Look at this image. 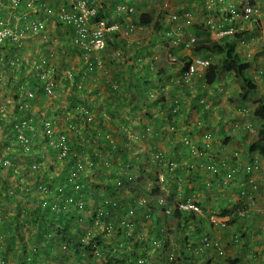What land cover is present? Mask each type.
Listing matches in <instances>:
<instances>
[{"label": "rangeland", "instance_id": "374dc122", "mask_svg": "<svg viewBox=\"0 0 264 264\" xmlns=\"http://www.w3.org/2000/svg\"><path fill=\"white\" fill-rule=\"evenodd\" d=\"M100 1L105 0H99V2ZM228 1L229 0H140V3H136V0H132L131 2L134 3L136 8H140L147 4L149 10L151 8L153 9V22L143 26L141 32L131 37H126L129 44L125 47L121 45H118V47L108 46L106 50L99 52L98 55L95 53L93 59L97 61V63L93 67H90L88 62L81 63L86 70L84 69L85 71H83V75H81L82 81L76 84L77 90L75 94L78 96L77 100L82 102L83 99H86V102L91 105L92 108L88 109L87 106H83L84 103L80 102L77 104L79 108L75 109L74 112L68 109V97L72 95L74 74L78 73L81 69L79 53L78 51L67 50V45L70 44L67 43V29L63 30L61 27L59 28V26L56 27L55 25V28H58V32H56L55 28L50 26L49 35L51 36L57 33V36H60L61 41L64 42L63 45H59L61 50L57 48L58 54H64V52H66V55L64 54V56L49 59L44 72H48L52 77L57 73L54 80L59 90H52L53 94L51 96L43 94L36 98L34 94V100L27 102L21 100L18 102L19 105L21 102L28 105L29 117H32V126L29 125L30 120H28V124L23 125L19 133L23 135L26 130L42 133L44 131L42 125L49 123V144L55 149L59 148L57 157H61L67 151L66 145H69V143L65 144L64 140L66 138L69 139L66 143L69 141H71L70 144L74 142L70 138V135L74 137L79 135L82 140L85 139L84 135L86 133L84 132V127L86 125H90V127L96 129L98 132L100 131L108 135L110 141H113L109 132L105 129L101 130V125L98 124L100 116L111 118L120 125V127L124 128L126 122H131L133 125H140V122L137 120L140 118L142 123L146 126L145 132L141 130H129L128 136L135 142L132 146V152L138 155V161L141 167L143 169L151 168L156 177V182L152 180L153 178L151 179L145 174L139 181L138 178L141 174V168L139 165H134L132 171L128 170L126 175L130 177L128 179V187L131 185L135 191L131 193L128 187H123V193H125L126 196L133 194V197L137 196V202L145 200L151 205L158 203L159 200L163 201L162 206L168 208L170 211L174 209L176 204L182 203L180 202L181 199H186L184 203L187 204L201 203V206L198 207L196 212L206 217L202 227L205 228V232L210 238L219 239L223 247V254L218 256L216 252L212 253L210 260H206L203 253L200 252L203 250L200 241L202 236L191 234V223L187 224V226L190 224L191 228H179L172 216H165V208H162V210L160 208L153 210V213L157 212L161 215L160 225H163L162 231L168 243L166 254H174V251L178 254L180 251H184L188 256H191L190 261L192 264H228L227 259L233 257H241V264H264V158H260L259 164L257 167H254V169H247V176L245 172V167L249 164L251 158L258 157L257 153L248 152L247 144L255 137L260 127V121L255 119L251 114L254 105L243 104L239 107V100H236V103L233 104L228 101V96H231L232 92L236 93L238 91L239 82L232 74L223 73L220 75V80L214 87L208 88V92L215 91L218 96V102H216V104H207L204 102L205 98H203V107L198 106L192 108L189 116L183 114L182 117H179L180 120L177 123L179 129L173 126L177 129L175 130L173 138H171L170 133L167 132L164 136H161L158 141L151 144L149 138L153 134V130L151 129V125H149L150 118L147 116L145 109L155 103L156 94L154 91L152 92V89L157 87L156 85L159 81L157 78H153L152 83L155 85H149L138 80L139 72H136L137 68L135 66L130 67V64L132 61H138L139 59H142L141 63H144L143 61H145V59L155 57L154 62L158 63V65H152V67H156L155 70L150 69V75H154L160 68H174L170 64L171 60L169 55L177 56L176 59L178 61L176 63L186 56L192 58L207 57L204 54L194 53L192 51L194 47H186L181 42L189 35L196 39H204V34L199 35L198 38L194 35L196 31L194 25L196 23L208 24L210 31L209 38L211 40H221L223 37L222 32L224 31L222 28V19L226 11L225 5H227ZM238 1L240 0H237V2ZM255 1L260 2V10H262L264 8V2L262 4L263 0ZM53 2V0H45L43 8L44 6H51ZM165 2L168 4V13L165 10H161ZM24 5H26V3ZM1 12L3 13L4 9H1ZM171 14H175L176 18L172 19V21H167V18ZM160 15H162L161 18H163L164 25L155 27L154 21ZM259 15L258 18L248 23L237 19L230 29L232 31H247L244 38L236 42V45H238L237 49L241 56L244 58L247 57L245 58L246 60L252 61V65L245 72V76L252 78L255 76L259 80L261 79V81L256 80L257 89L259 94L261 92L264 94V10H262ZM254 20L256 21L251 23ZM158 28L160 31L159 33ZM108 38L112 40L111 35H109ZM176 38L180 40H176ZM132 43H139V45H131ZM57 49L54 47L52 48L53 51H57ZM248 53L249 56H247ZM136 54L140 55L139 58L136 57ZM205 59L214 61L217 59V56L214 55L211 56V58ZM142 66H144V64ZM258 71H262L260 74L261 76H259ZM140 73L143 74L144 71ZM26 77L27 76L23 74L18 76L2 74L0 76V157L8 156L10 163H12L15 169H25L24 167H26L28 161H30L33 168L41 167V171H38L36 174L30 173L27 177L23 172H20L18 176L12 177L7 169L4 168L0 170V191L2 190V192H0L2 200L0 201L1 204H3V211L0 213V251L2 253L5 252V248L10 242L9 237H7V235H10V232L8 228L2 229V224L11 218H16L17 207L29 209L39 204L43 208L48 203L58 199L56 195L45 198V188H43V190L33 187L44 175L53 176L54 178L60 177L58 174L62 169V164H58L54 156L48 155L45 152L46 156H44L40 166L41 162H34L33 158L31 157L29 159L26 154V151H33L36 149L34 148L36 145L34 142L22 145V141L18 140V137H12V135L5 132V130H8V128L11 129L12 127L16 130V127L22 123L20 117H23V114L20 112H24L26 108H20V106H18V103H16L17 96L14 95L17 87L16 81L25 79ZM178 78L179 76L176 75L174 71L163 77L162 84L165 88L164 94H167L170 90L176 92L174 94L178 97L179 103L184 104L185 101L194 99L197 87L199 84H202V82L198 81V79L196 81V78H194L191 84L184 85L179 82L177 83ZM34 79H36L34 76L31 77V79L29 78V80L33 81ZM67 79L68 84L66 85L65 82ZM39 82L40 80L36 82L38 83V88H40ZM106 83L111 86V90L107 89L105 86ZM184 86L193 90V93L184 97ZM148 93H152L153 95L148 97ZM200 96L201 92L199 94V99ZM115 99H119L120 104ZM127 101L138 104L141 110L135 109L131 111L129 109L130 106H125ZM193 105L194 104H192V106ZM108 108H112V116L107 114ZM238 108L244 109L240 113V120L236 122L241 128L239 129L238 126L236 132L239 133H235L236 137L231 136L232 139L230 142L226 143V140H224L225 136L230 134L231 125L233 124V122L229 123L226 118L229 117L231 119L232 115L230 113L236 111ZM77 113H79L78 116ZM203 115L205 116L202 117ZM50 119L54 120L55 123L50 122ZM91 124L93 126H91ZM248 124L252 129L255 128L254 133H250L249 130L246 129V127H249ZM159 128L162 131L165 129V126L163 128V126L160 125ZM189 128L199 129L197 135H201V138L205 132L206 134H211V137L206 140L208 145L205 147L213 153H218L216 161H225L228 157L233 156V165L227 167L228 165L221 164L217 167L221 176L226 177V174H229L231 170H235L237 166H241V173L237 172L232 176L233 178L226 177L224 187L218 186L216 192L209 190L204 191L203 187L199 188L193 180H186V177H188L187 167L191 165L192 168H195L193 167V164H195L194 160L190 159L188 156H184V153L187 154L189 147L194 143L188 135ZM241 132H243V135ZM41 136H39V140L42 139ZM53 136L59 137L61 142L59 143L55 138L52 139ZM37 144L39 148L42 149L47 146L44 141H39ZM205 144L206 143H204V145ZM153 146L156 148L155 153L151 150ZM199 146L201 147V144ZM23 150H25V152ZM171 153H173V157L170 156ZM197 153H199L198 150ZM237 153H240L239 157L236 155ZM166 155H168V157L165 159ZM210 157H212V155ZM87 158L88 157L84 155V159L87 160ZM168 164L169 168L166 166ZM218 164L219 163H217V165ZM49 166H53V168L50 169ZM202 167L204 169L207 165L205 164ZM177 170L183 172L182 174L184 176L182 175V177L184 181L179 179V173L175 172ZM95 177L96 174L93 175L92 179H95ZM3 178H6L7 182H2ZM250 182L253 183V186L256 185V188L251 186L249 189L248 185ZM186 183L188 184L186 185ZM39 185L41 186V184ZM56 186L55 183L51 189L49 188V191H52V193L56 191V189H58ZM242 186L247 187H244L247 192L241 195V197H238L236 201L241 203L238 206V210L246 211V213L243 215L238 214L234 221V215L229 216V222L227 221L228 224L222 225L225 219L219 216L221 213L219 208L221 197L224 193L230 192L232 188L237 192L240 191ZM119 188L121 187L117 184L115 189ZM155 188L159 191L156 195L152 193V190ZM33 189L38 190L36 197L33 195ZM16 190L17 192H15ZM185 190L187 191L185 192ZM205 192L208 195L207 198L204 196ZM230 196L234 198L236 194L232 192ZM114 197L122 199L118 191L114 193ZM64 203L68 206L69 201L65 200ZM126 204V202L124 204V201H122V205L126 206ZM145 206L144 203L141 204L142 208H145ZM226 207L228 209L233 208L232 205ZM143 212V210H140L134 213L133 209L128 207L127 219H123L122 221L125 223V227L135 230V237L137 239H142L144 241L143 246L147 247V251L151 254L152 258H156V245H160L158 255L162 256V246L164 243L161 237L159 241L155 240L156 234L154 237L155 231L152 228L154 226V220L150 216H145ZM149 225L152 227L149 228ZM21 226V233L24 234V236H28L30 233L36 231V226H32L31 224H24L21 222ZM244 229L246 236H242V230ZM113 236L114 234H107L108 239L113 238ZM184 236H187L186 242L184 241ZM236 236H241V239L243 237L246 246L243 247V241L241 242V239L240 241L233 242L232 238ZM257 238L258 240H262L263 243L259 244ZM36 243H40V241L37 240ZM44 243L45 241L41 242V244ZM14 244L16 245V251H19L20 242L14 241ZM120 246L128 250H131L133 247L132 241L130 240L122 241ZM32 248L30 244L28 249ZM60 250L59 256H63L64 253H67L66 250H62V247H60ZM91 255L94 257L95 253L92 252ZM0 258L4 261V264H17L16 260H8L6 263L2 257ZM156 259L153 260V262L151 261V264H158V260L160 261V259ZM93 261L95 262L91 264H98L97 258Z\"/></svg>", "mask_w": 264, "mask_h": 264}, {"label": "trees", "instance_id": "16d2710c", "mask_svg": "<svg viewBox=\"0 0 264 264\" xmlns=\"http://www.w3.org/2000/svg\"><path fill=\"white\" fill-rule=\"evenodd\" d=\"M0 13L2 12L0 11ZM101 13L102 11H99L96 17H100L102 15ZM134 17L138 23L147 25L153 22L154 13L152 10L148 12H139L135 14ZM154 25L155 27L160 26L156 21H154ZM194 27L196 28L194 35L197 38L201 34H204L205 37L202 40H196L192 51L194 53L204 54L207 58H211V56L215 55L217 56V59L209 63L204 74L199 78V81L202 82V84L198 85L194 99L185 101V103L183 101L184 104H182L179 103L178 97L174 94L176 92L170 90L167 94H163L164 91H161V94L155 99V103L145 109L147 116L150 118L149 125H151V129L153 130V134L149 138L150 143L154 144L155 141H158L160 137L164 136L167 132H169L170 137L173 138L175 130H177L173 126L178 128L177 123L180 120L179 117H182L183 114L189 116L192 108L198 106L203 107V98H205L204 102L207 104H216V102H218V96L215 91L208 92V88L214 87V85L220 80L221 74L228 73L232 74L239 82L238 91L236 93L232 92L231 96L229 95L227 98L228 101L233 104L236 100H239V107L247 103L254 104L251 114L255 119L260 121V127L253 140L247 144V150L249 153H257L264 158V94H262L261 91H259L261 92L259 94L254 81L245 76V72L251 67V62L240 55L237 51L235 42L236 40L241 39L246 32L233 33L232 36H226L223 40L213 41L209 38L210 33L207 30H204L202 24H195ZM120 43V41H116L115 39L111 40L107 38L108 46L118 47V44ZM139 56L140 55L136 54V57ZM79 60L81 61V69L78 73L74 74L72 95L68 97V109L71 112H74L75 109L79 108L77 107V104L81 101L77 100L78 96L75 94L77 90L76 84L82 81L81 75H83V71L86 70V68L81 65L82 62L85 63L84 59L80 58ZM182 61L185 63L184 65H181L180 69L160 68L154 73V75H150V69L147 65L146 68L142 69L143 66L141 61H132L130 67L135 66L137 68L136 72H139L138 80L150 85L153 78H157L158 81L161 82L163 77L172 71L179 72L180 74L183 73L188 67L190 57H183ZM141 71H144V73L141 74ZM56 74L57 73L52 77L48 73V79H52L53 90H59L57 83L54 80ZM65 84H68V79ZM105 86L108 90L112 89L108 83H106ZM184 87V97L193 93V90L189 89L187 86ZM161 88H163V86ZM41 89H43L42 85L41 88H31V90H34L36 98L43 95ZM200 92L201 96L199 99ZM52 94L53 93L49 96ZM115 100L120 104L119 99ZM81 103H84L83 106H87L88 109L92 108V106L86 102V99H83ZM192 104L194 105L192 106ZM125 106H130L129 109L131 111H134L135 109L141 110V107L138 106V104L129 101L125 103ZM20 113L23 114V117H20L22 122L20 123V126H22L23 123H27L26 121L28 120H30L29 125L32 126V117H29V112L25 111ZM78 114L79 113H77V116ZM107 114L112 116V108L107 109ZM230 114L232 115V118L230 119L227 117L226 119L229 123L233 122V124L231 125L230 134L225 136L224 140H226V143H229L232 137H236L235 133H239L236 132L237 127L239 126L236 124V122L239 121L237 110L232 111ZM204 116L205 115L202 117ZM137 120L140 122V125H133L131 122H126L124 128L120 127V125L114 122L111 118L100 116L98 124L101 125V130L105 129L109 132L113 141H110L108 135L101 133L100 131L98 132L96 129L90 127V125H86L84 127V132L86 133L84 135V140H82L79 135L76 137L70 135V138L74 141L71 144V141L66 143L69 139L66 138L64 140L65 144L69 143L70 146L66 145L67 151L61 157H57L59 148L55 149L49 144L50 139L44 132L41 133L38 131L32 132V130H26L23 133L22 131L26 143L29 144L34 142L36 144L34 147L36 148L35 150L26 151L29 159L32 157L34 162H41V166L44 156H46V154L52 155L58 164H62V169L58 174L60 177L54 178L53 176L44 175L42 179H37L39 181L33 187H36L37 189L45 188V198L56 195L58 197L57 200L48 203L43 208L39 204L36 205V207L32 206L29 209L17 207L16 218H11L8 221L3 222L2 229L8 228L10 232V235H7L10 242L7 244L5 252L2 253L0 251V257H2L5 262L8 260H16L17 264H91L92 262H95L93 260L97 258L98 264H151V261L153 262V260L159 258L160 261L158 260V264H192L190 261L191 256H188L184 251H180L178 254L177 252L175 253V251L174 254H166L168 243L167 238L162 231L163 225H160L161 215L157 212L153 213L154 209H161V207L157 203L151 205L145 201L144 206H146L145 208H142L141 205H139V202L136 201L137 196L133 197V194L126 196L125 193H123V187H128V179L130 178L126 175L127 171H132L134 165H139L141 168V174L138 178L139 181L145 174L147 177L151 179L153 178L152 180L156 182V177L151 168L143 169L138 161V155L132 152V146L135 142L128 136L129 130H141L142 132H145L146 130V126L142 123L141 119L138 118ZM50 122L55 123L52 119H50ZM160 125L163 126V128L165 126V129L161 131L159 128ZM91 126L93 125L91 124ZM240 128L241 126H239V129ZM198 131L199 129L195 128H189L188 130V135L194 143H191L192 146L189 147L187 154L184 153V156H188L190 159L194 160L195 164H193V167L195 168H192L191 165L187 167L188 177H186V180H193L199 188L203 187L204 191L209 190L216 192L217 187L221 186L223 188L224 183L226 182V177L221 176L217 167L221 164H226L228 167L229 165H233L234 158L233 156H230L227 160L225 159L226 162L221 160L216 161L218 153H213L205 147L208 145L206 140L211 137V134H206L205 132L201 138V135H197ZM5 132L15 138L20 135L19 131L14 130L13 127L11 129L8 128ZM241 134L243 135V132H241ZM39 136L42 137L41 140H39ZM53 138L59 143L61 142L59 137L53 136L52 139ZM39 141H44L47 145L46 148H39L37 144ZM204 143L206 144L204 145ZM200 144L201 147L199 146ZM151 150L155 153L156 148L153 146ZM197 150L199 153H197ZM23 151L25 152V150ZM84 155L88 157L87 160L84 159ZM211 155L212 157H210ZM170 156L173 157V153H171ZM166 157H168V155L165 156V159ZM0 158L1 162L5 160L9 162V165L6 166L5 169L8 170L12 177L18 176V173L20 172H23L27 177L30 173L36 174L38 171H41V167L33 168L30 161H28V165L24 167L25 169L21 170L13 168L8 156H2ZM161 158L163 160L162 156ZM217 163L219 164L217 165ZM205 164L207 167H204L203 169L202 166ZM166 166L169 168V164ZM49 168L51 169L53 166H49ZM246 168L248 167H245V172H247ZM240 171L241 166H237V168L233 170L232 175L234 176L237 172L241 173ZM175 172L179 173V179L184 181L182 177L183 172L179 170ZM95 174V179H92ZM232 175L228 178H233ZM2 182H7V179L3 178ZM53 182L54 184L56 183L58 189L52 193V191H49V188H52L54 185ZM39 184H41V186ZM117 184L121 188L115 189ZM187 184L188 183H186V185ZM243 187L244 186H242V189L240 188V191L238 192L232 188L230 192L223 194L220 199L221 203L219 208L221 213L219 216L234 215L233 221L236 219L238 216L236 209H238V206L241 204L239 201H236V199L241 197V192L242 194L246 193V188ZM128 190L131 193H134L135 191L131 185L128 187ZM116 191L119 192L122 199L114 197ZM186 191L187 190H185V192ZM0 192H2V190ZM15 192H17V190ZM37 192L38 190L33 189L34 197L37 196ZM158 192L157 188L152 190L154 195L158 194ZM232 192L236 194V197L233 198L230 196ZM204 196L206 198L208 197L206 192L204 193ZM0 200H2L1 195ZM65 200L69 201L68 206L65 205ZM122 201H124V204L125 202L127 203L126 206L122 205ZM180 202L184 203L186 202V199H181ZM228 205H232L233 208L228 209L226 207ZM177 206L178 205L174 206V209L171 210L170 214L175 220L177 227L191 228L192 225V229H190L191 234H197L202 236L201 238H203V240H207L209 235L206 234L205 228L202 227L206 217L192 210H180ZM195 206L199 207L201 206V203L197 202L195 203ZM128 207H131L134 213L143 210L145 216L152 217L154 220V226L152 227L149 225V228L152 227L155 231V240L159 241L161 237L165 245L162 246V256L158 255L160 245H156V258H152L151 254L147 251V247L143 246L144 241L135 237V230L125 227V223L122 220L127 219ZM2 211L3 204H1L0 201V213H2ZM21 222L36 226V231L30 233L28 236H24V234L21 233ZM188 223H191V225L189 224L187 226ZM108 233L114 234L113 238L108 239ZM243 235L246 236L245 229L242 230V236ZM186 237L187 236H184L185 242ZM240 239L241 236H236L235 238H232V241L237 242L240 241ZM37 240L40 241V243H36ZM125 240L132 241L133 247L131 250L123 249L120 246L121 242ZM14 241L20 242L19 251H16ZM42 241H45V243L41 244ZM242 241L243 247L246 246L243 237L241 239V242ZM30 244L33 247L32 249H28ZM60 247H62V250L67 251L63 256H59V252L61 251ZM210 250L211 249H209L208 245L206 249L200 251L203 253L206 260H210L212 253H217V251L209 252ZM92 252L95 253L94 257L91 255ZM227 263L241 264V257L228 258Z\"/></svg>", "mask_w": 264, "mask_h": 264}, {"label": "clouds", "instance_id": "9594fccd", "mask_svg": "<svg viewBox=\"0 0 264 264\" xmlns=\"http://www.w3.org/2000/svg\"><path fill=\"white\" fill-rule=\"evenodd\" d=\"M53 1L54 2L51 3V6H47V7L44 6L43 8L45 0H17L16 4H13L11 0H0V3L2 4V7H0V11L1 9H4V12L0 13V22H1L0 23V76L2 74L11 75V76H18L23 74L27 76L25 79L16 81L17 87H16V93L14 95L17 96L16 103L20 102L21 100L27 102L35 99L34 90H36L37 88L34 90H31V88L38 87L37 85L38 83H36L38 80H40L41 82V83L39 82L40 88L41 85L43 86V89L41 90L44 95H50L52 93L53 90L52 79H48V72H44L47 67V61L51 58L64 56V54L66 55V52H64V54L63 53L58 54L57 48H60L59 45H63L64 42L61 41L60 36H57V33L51 36L49 35L50 26H53L55 28L56 25V27L59 26V28L61 27V29L63 30L67 29L68 32L67 43H70L69 45H67V50L78 51L79 57L83 58L85 62H88L90 67H93L97 63V61L93 59L94 58L93 55L95 53L96 55H98L99 52L107 49L108 47L107 38L109 35L112 36V39L121 42L118 45L125 47L127 44H129L126 37L128 36L131 37L132 35L141 32L143 26H146L138 23L134 15L139 12H148L151 10L153 11L152 8L149 10L147 4L141 6L140 8H136L134 3L131 2L132 0H105L100 2L99 0H88L87 4L89 7V11L92 12L88 13L86 18L83 19L80 26H77L61 18V15L63 14L62 10L68 13L75 12L74 10L71 9V6L69 5V1L68 0H53ZM136 1H137L136 3H140V0H136ZM263 2L264 0L262 1V4ZM25 3L26 5H24ZM259 4L260 2L259 1L257 2L255 0H246V1L240 0L238 2L237 0H229L227 5H225L226 11L224 12V17L222 19V24H223L222 28L224 30L222 32L223 34L222 39L226 36H232L233 33H241V32L247 33V31H241V30L232 31L230 27L234 25L237 19H240L241 21L248 23L251 20L258 18L260 12L264 10V8L260 10L261 6ZM246 8H249L251 12L247 13L245 11ZM161 10H165L167 13L169 12L167 2L163 4ZM99 11H102L101 13L102 15L100 17H96ZM161 17L162 15L158 16L155 21L158 22L160 25H164L163 24L164 21L162 20L163 18ZM175 18L176 15L171 14L167 18L168 19L167 21L170 20L172 21V19ZM255 21L256 20L252 21L251 23ZM196 24H202L204 26V29H206L210 33L208 24L205 23H196ZM55 31L58 32V28H55ZM159 32L160 31L158 30V33ZM1 33H5V34L1 37ZM244 36H242L241 39H238L235 42L241 41L244 38ZM191 38H194V42L192 44L190 43ZM96 40H99L100 44L96 45ZM176 40H180V39L176 38ZM196 40L197 39L195 37L189 35L181 43L184 44L186 47L189 46L194 47ZM213 41H220V40H213ZM131 45H139V43L138 44L132 43ZM53 47L56 48L57 51H53L52 50ZM236 48H238V45H236ZM169 56L171 60L170 64L172 67H174L173 69L176 70L180 69L181 65L182 64L184 65L185 62L182 61L183 58L181 59V61L176 63L178 61L176 59L177 56L176 55L175 56L169 55ZM247 56H249V53L247 54ZM205 58L207 57H194V58L190 57V62L188 64V67L185 71H183V73L180 74L179 72L174 71L175 74L179 76L177 83L179 82L181 84L188 85L191 84L192 79L194 78H196V81L197 79L199 81V78L204 74L206 67L211 62ZM154 59L155 57H152L150 59H145V61H143L144 63H142V65L144 64L142 69H144V67L147 65L149 69L155 70L156 67H152V65H158V63L154 62ZM195 59L207 61V65L202 69H195L196 67L194 65ZM139 61L142 62V59H139L138 62ZM250 62L252 65V61ZM192 65L194 69L191 72L190 67ZM261 72L262 71H258L259 76H261L260 75ZM168 74L169 73H167V75ZM33 76L36 77V79H34V81L29 80V78L31 79V77ZM249 78H251L254 81L256 87H257L256 80L261 81V79L259 80L255 76L253 78L252 77ZM161 82H163V79ZM161 82H159L156 85L157 86L156 88L152 89V92L154 91L156 94L155 99L157 98V95L161 94V91H164L163 94L165 93V88ZM162 86L163 88H161ZM150 95L153 94L148 93V97ZM247 104H251V103H247ZM18 106H20V108H26L24 112L28 111V105L26 103L21 102L20 105L18 103ZM242 110L244 109L241 108L237 109L238 120H240V113ZM25 124L28 123H23L22 126L20 125L17 126L16 130L19 131L20 128L23 127V125ZM49 126H50L49 123H47L46 125L45 124L42 125L44 130L43 132L48 136L50 134ZM246 129L249 130L250 133H254L255 128L252 129L249 125V127H246ZM17 137L18 140L22 141L21 142L22 145H26V139L23 137L21 133ZM236 155L239 157L240 153L239 154L237 153ZM260 158L263 157L258 155V157L251 158L249 164L247 165L248 168H246V171L247 169L252 170L254 169V167H257V165L260 162ZM4 168L6 167L0 169H4ZM231 171L229 174H226V177H229L230 175L233 174V170ZM247 175L248 174L246 172V176ZM251 186H253L252 182H250L248 185L249 189L251 188ZM253 187L256 188V185H254ZM241 195H243L242 192ZM138 202L139 205H141L142 203L145 202V200H140ZM157 204L161 207V210L162 208H165L164 209L165 216H169L171 214V211L168 208L162 206L163 201L159 200ZM180 204L181 205L192 204L195 206L194 203L187 204L182 202L176 204L178 205L177 206L178 209H180L179 208ZM188 210H192V209H187L183 211H188ZM236 212H238V214L241 215L246 213V211H242L238 209H236ZM222 219H225L222 225L228 224L229 216H223ZM201 245L203 249H206L207 246L209 245V249H211L209 252L217 251L218 256H221L223 254L222 243L219 239H212L209 237L207 240H203V238H201ZM0 264H4V261L1 258H0Z\"/></svg>", "mask_w": 264, "mask_h": 264}, {"label": "built area", "instance_id": "2783aa9c", "mask_svg": "<svg viewBox=\"0 0 264 264\" xmlns=\"http://www.w3.org/2000/svg\"><path fill=\"white\" fill-rule=\"evenodd\" d=\"M13 4L17 3V0H11ZM69 1V5L71 6V9L74 10L75 12H65L63 11V14L61 15L62 19H65L68 22H71L74 25L80 26V24L82 23L83 19L86 18V16L88 15L89 12V7H88V0H68ZM0 7H2V4L0 3ZM91 9V8H90ZM245 11L251 12V10L249 8H246ZM1 23V22H0ZM5 33H1V37L4 35ZM98 39V38H97ZM194 42V38L190 39V43L192 44ZM100 44L99 40H96V45ZM194 65L196 66L195 69H202L207 65V61L204 60H200V59H195L194 60ZM194 69L193 65L190 67V71L192 72ZM49 91V90H48ZM8 165V161L5 160L3 162H1L0 159V168L6 167ZM179 208L182 210H187V209H192L197 211L198 208L194 205H179Z\"/></svg>", "mask_w": 264, "mask_h": 264}, {"label": "crops", "instance_id": "0c3cea01", "mask_svg": "<svg viewBox=\"0 0 264 264\" xmlns=\"http://www.w3.org/2000/svg\"><path fill=\"white\" fill-rule=\"evenodd\" d=\"M234 103H236V102H234ZM238 154H239V153H238ZM255 240H256V239H255ZM257 240H258V238H257ZM258 243H259V244H262V243H263V241H262V240H261V241H260V240H258Z\"/></svg>", "mask_w": 264, "mask_h": 264}]
</instances>
